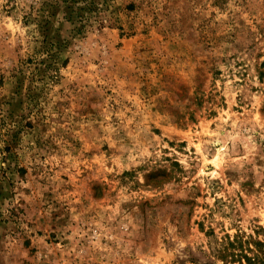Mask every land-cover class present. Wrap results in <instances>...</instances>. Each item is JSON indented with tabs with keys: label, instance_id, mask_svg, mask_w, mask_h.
<instances>
[{
	"label": "rangeland",
	"instance_id": "374dc122",
	"mask_svg": "<svg viewBox=\"0 0 264 264\" xmlns=\"http://www.w3.org/2000/svg\"><path fill=\"white\" fill-rule=\"evenodd\" d=\"M234 241L264 251V0H0V264Z\"/></svg>",
	"mask_w": 264,
	"mask_h": 264
},
{
	"label": "trees",
	"instance_id": "16d2710c",
	"mask_svg": "<svg viewBox=\"0 0 264 264\" xmlns=\"http://www.w3.org/2000/svg\"><path fill=\"white\" fill-rule=\"evenodd\" d=\"M237 242H228L227 244L223 243L220 244L219 250L216 251V257L223 262V264L234 263V261L238 260L239 264H243L245 262L246 264H264V251H262V242H253V245L255 246L256 250L253 252L250 248L251 252H253V257H247L244 254H237L235 251H228V249H234V247H237ZM249 251V252H250Z\"/></svg>",
	"mask_w": 264,
	"mask_h": 264
}]
</instances>
